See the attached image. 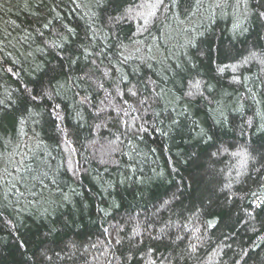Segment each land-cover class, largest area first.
I'll list each match as a JSON object with an SVG mask.
<instances>
[{"label":"trees","instance_id":"trees-1","mask_svg":"<svg viewBox=\"0 0 264 264\" xmlns=\"http://www.w3.org/2000/svg\"><path fill=\"white\" fill-rule=\"evenodd\" d=\"M151 2L0 0V264H264L257 0Z\"/></svg>","mask_w":264,"mask_h":264},{"label":"snow or ice","instance_id":"snow-or-ice-1","mask_svg":"<svg viewBox=\"0 0 264 264\" xmlns=\"http://www.w3.org/2000/svg\"><path fill=\"white\" fill-rule=\"evenodd\" d=\"M97 4L99 6H103L104 0H96ZM173 5H175L176 0H172ZM249 0H217L216 3V7L217 8H224V7H236L239 8L241 6H244L245 9H247ZM165 6L164 5V0H154V2L151 3H147V4H141L139 5V8L144 9L143 11H136V9L134 7H128L124 10V12L122 13L121 16L118 17H109L110 21H114L116 23H118L121 19H134L135 16H139L144 20V24L142 26V29L144 31L147 30L149 23L152 21V19L154 17H156V13L157 11L161 8ZM255 15L260 19V20H264V0H257L256 3V11H255ZM69 31H71V29H69ZM142 34V33H141ZM252 56L255 58V53L252 54ZM262 63H264V60L261 61ZM221 71H223V69H220ZM9 72H11V69H8ZM200 88V82L197 81L194 85H192V87L183 93V96L181 97H174V99H186L187 102H191V99L197 95V94H202L199 93L198 90ZM27 91V89H26ZM55 91V89H52L51 91L46 90V89H41V93L40 98L43 99L44 97H47L48 99L52 98V93ZM131 95L135 96L136 92L132 91ZM30 99L35 102L37 100V96H33L31 95V93H29ZM59 105H55L54 109H58ZM56 118L57 119H61V117L56 114ZM62 131V130H61ZM200 135L202 138H204L207 141H210L212 139L211 136H209L203 129H201ZM224 151H227V149H224ZM220 152V149L217 150V152L212 153V156H216L218 153ZM239 153H234L233 155H238ZM255 159V158H254ZM262 160H264V157H262ZM256 163L259 164V167L255 169L256 172L261 171L262 169H264V162H261L260 160H257ZM227 187V185H226ZM168 202L166 201L165 204H167ZM264 205V201H260L259 203H257L255 205L256 208H261V206ZM103 211V210H102ZM211 226V225H209ZM164 229H161V232L163 233ZM135 235H139L138 232L134 233ZM152 239H155L154 237H150ZM179 239V237H177ZM131 240V238H130ZM117 244L121 243L120 239L116 240ZM189 248L191 250V252L195 251V246L194 245H189ZM151 251V250H150ZM131 256L128 257L129 260H131ZM168 257H160V260H168ZM150 264H156V261H151Z\"/></svg>","mask_w":264,"mask_h":264},{"label":"rangeland","instance_id":"rangeland-1","mask_svg":"<svg viewBox=\"0 0 264 264\" xmlns=\"http://www.w3.org/2000/svg\"><path fill=\"white\" fill-rule=\"evenodd\" d=\"M104 149H107V148H104Z\"/></svg>","mask_w":264,"mask_h":264}]
</instances>
